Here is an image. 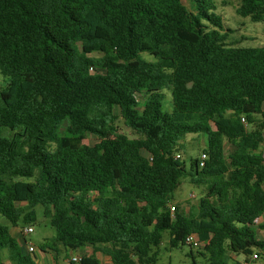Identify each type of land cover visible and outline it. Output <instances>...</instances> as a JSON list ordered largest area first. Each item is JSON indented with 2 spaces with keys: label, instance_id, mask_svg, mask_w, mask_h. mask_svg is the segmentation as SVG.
I'll list each match as a JSON object with an SVG mask.
<instances>
[{
  "label": "trees",
  "instance_id": "16d2710c",
  "mask_svg": "<svg viewBox=\"0 0 264 264\" xmlns=\"http://www.w3.org/2000/svg\"><path fill=\"white\" fill-rule=\"evenodd\" d=\"M237 1L264 23V0ZM187 2L0 0V264H43L10 231L37 206L54 230L48 264L86 247L158 264L163 232L172 248L195 234L208 264L264 256V47L226 45L214 0ZM116 108L136 137L118 132ZM188 135L205 138L203 167L175 158ZM182 177L201 196L171 212Z\"/></svg>",
  "mask_w": 264,
  "mask_h": 264
},
{
  "label": "rangeland",
  "instance_id": "374dc122",
  "mask_svg": "<svg viewBox=\"0 0 264 264\" xmlns=\"http://www.w3.org/2000/svg\"><path fill=\"white\" fill-rule=\"evenodd\" d=\"M184 4L189 6L187 0H182ZM215 13L220 17L222 25L224 27V32L226 33V39L224 43L228 46L234 47H264V23L258 22L253 23L248 18L240 17L236 9L239 6L237 0H214ZM97 56V54H94ZM146 59H151L149 56L142 54ZM0 77V83L2 82ZM138 100V108L141 109L143 105L144 98L141 95H136ZM170 102V97L166 93V103ZM117 119L114 126L117 127L119 133H123L131 138L136 137V135L125 126L123 120L119 117L117 108L114 110ZM258 118V117H257ZM256 123L253 125H248V129H253ZM264 138V131H263ZM85 145L94 146L97 143V139L92 135H87L83 141ZM183 148L178 153L181 155V159L184 160L186 167L189 168V163L191 159L199 157L203 147L205 145L204 136L188 135L182 140ZM53 149L56 151H61L59 143L52 145ZM230 146L225 143V150L228 151ZM261 152L264 159V141L261 145ZM145 157H149L146 152H142ZM229 162V161H228ZM180 185L174 193V200L172 205H180L185 211L194 208L201 196L202 188L191 185L188 183V177H182L180 180ZM23 205V203H22ZM36 221L30 225H24L22 222L18 224L17 228L10 229L11 234L18 241L21 250L24 253L28 252V245L31 244L34 247L33 254L37 263L48 264L52 263V254H47L42 257L40 247L46 242L47 239L54 235V230L50 226L49 221L43 217V209L41 206L35 208ZM264 223V219L258 218L256 224ZM31 227L32 232L24 235V228ZM257 239H264L263 230L259 229L256 225L253 227ZM23 237V238H22ZM153 251L157 252V263L158 264H192V258L188 255L190 248L188 246H181L177 248H172L169 246V234L168 232L162 233V240L157 248ZM193 256L195 258L196 264H208L206 258H203L196 254L197 251L202 252V247L198 249H192ZM253 253L258 254L256 260L250 262L249 264H264V256L262 252L257 249L253 250ZM74 254L72 251H68L67 255L61 248L59 254V264H70L69 259ZM94 255L100 264H111L109 258L102 254L101 252L93 253L91 247H86L76 252L77 256H90ZM233 259L238 263L244 259L243 256H233ZM77 264V263H75Z\"/></svg>",
  "mask_w": 264,
  "mask_h": 264
},
{
  "label": "built area",
  "instance_id": "2783aa9c",
  "mask_svg": "<svg viewBox=\"0 0 264 264\" xmlns=\"http://www.w3.org/2000/svg\"><path fill=\"white\" fill-rule=\"evenodd\" d=\"M241 122L242 123L246 122L244 117H241ZM175 158H181V155L179 153H176ZM206 159H207V155L204 152H201L200 156L198 157L199 167L204 166ZM174 207H175L174 205H170V211L171 212H174ZM32 231H33L32 228L28 226V227L24 228V235L29 234ZM184 243L186 246H188L192 249H198V248L204 246V242H201L195 234H190V235L186 236ZM27 250H28V252L33 253L34 247L31 244H29ZM257 257H258L257 254L253 253L248 258H244L242 261H240L239 264H249L250 262L256 260ZM70 261L74 264L78 263L80 261V256L75 255V256L71 257Z\"/></svg>",
  "mask_w": 264,
  "mask_h": 264
},
{
  "label": "crops",
  "instance_id": "0c3cea01",
  "mask_svg": "<svg viewBox=\"0 0 264 264\" xmlns=\"http://www.w3.org/2000/svg\"><path fill=\"white\" fill-rule=\"evenodd\" d=\"M12 229V228H11ZM23 238V237H22ZM78 250H76V251H74V254L71 256V257H73V256H75L76 255V252H77ZM23 252V251H22ZM42 253V257L44 256V255H47V253H43V252H41ZM71 257H70V259H71ZM69 259V260H70ZM111 263V262H110Z\"/></svg>",
  "mask_w": 264,
  "mask_h": 264
}]
</instances>
